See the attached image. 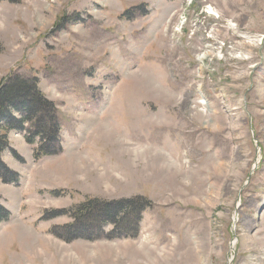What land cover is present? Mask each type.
<instances>
[{"label":"rangeland","instance_id":"obj_1","mask_svg":"<svg viewBox=\"0 0 264 264\" xmlns=\"http://www.w3.org/2000/svg\"><path fill=\"white\" fill-rule=\"evenodd\" d=\"M16 76L61 152L0 129V264H264V0H0ZM128 199L129 236L60 230Z\"/></svg>","mask_w":264,"mask_h":264},{"label":"trees","instance_id":"obj_2","mask_svg":"<svg viewBox=\"0 0 264 264\" xmlns=\"http://www.w3.org/2000/svg\"><path fill=\"white\" fill-rule=\"evenodd\" d=\"M8 79L9 80H7L5 85H0V129L24 132L25 139L29 144H33L34 140L38 139V149L34 154V159L36 160L43 156L55 155L59 153L61 151L59 145L60 125L56 114H53L54 112L51 107V103L44 99L41 92L38 90L37 80L34 78L25 79L18 76L9 77ZM37 109L42 110V113H40L34 120V115L36 114L35 111ZM44 110L48 111L49 114ZM45 119L48 121L47 123L45 122ZM0 180L3 183L16 181V175L9 172L8 168L1 161V159ZM96 206L99 207L97 201H90L87 204L82 205L80 208L81 213H79L81 218H75L70 225L65 226V228L63 227L60 230L69 231L70 229L76 230V228H79L83 231L86 229L85 226L87 228L90 227L102 230L104 226L108 225L110 226V231L107 235L109 238L125 237L124 235L129 236L128 230H130L133 226L126 223L123 218L130 211H133V216L136 215L137 217L136 218L134 216L136 219L134 221L137 225L140 220L139 215L145 208H143L142 204L140 205L138 201L128 199L100 205V209L98 208L99 212L95 214H92L91 211L89 212V210L93 207L95 208ZM89 215L92 217L90 216L91 218L88 219L90 222L88 223L87 220L84 219H87ZM8 217L9 212H7L0 203V222L7 221ZM80 221H85V223H79ZM130 223L132 222L130 221ZM85 234L86 233L84 232H80L77 237L93 239L101 235L100 233L95 236H93V234Z\"/></svg>","mask_w":264,"mask_h":264},{"label":"bare ground","instance_id":"obj_3","mask_svg":"<svg viewBox=\"0 0 264 264\" xmlns=\"http://www.w3.org/2000/svg\"><path fill=\"white\" fill-rule=\"evenodd\" d=\"M169 166V165H168ZM178 170V169H177ZM235 218V217H234ZM69 254V253H68Z\"/></svg>","mask_w":264,"mask_h":264}]
</instances>
